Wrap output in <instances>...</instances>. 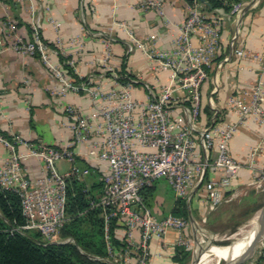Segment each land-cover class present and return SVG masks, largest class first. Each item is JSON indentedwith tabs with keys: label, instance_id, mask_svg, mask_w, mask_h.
I'll use <instances>...</instances> for the list:
<instances>
[{
	"label": "built area",
	"instance_id": "2783aa9c",
	"mask_svg": "<svg viewBox=\"0 0 264 264\" xmlns=\"http://www.w3.org/2000/svg\"><path fill=\"white\" fill-rule=\"evenodd\" d=\"M28 3L32 16V37L26 39L16 34V25L9 23L5 34L10 47L18 53L38 56L49 68L56 87L54 96L64 98L69 92H85L92 98L93 110L81 113L72 105H65L67 126L72 138L66 146L30 144L21 136L9 140L0 135L11 151V156L0 161V189L16 192L21 200L25 224L18 228L22 233L31 231L41 235L45 243H66L73 239L60 235L68 221L67 194L72 180L85 181L93 171V166L101 170L102 192L91 199V207L101 210L104 222V238L110 264H148L150 242L163 239L169 230L178 232L177 243L189 248L185 236L188 228L186 218L169 213L159 218L147 203L143 190L155 186L165 179L178 198H186L204 184L205 199L213 207L225 200V190L233 187L243 168V163L229 152L237 124L220 121L201 129L203 151L195 135L196 122L201 109V85L208 77L206 67L210 65L217 51L216 27L208 21L201 10V2L193 0L182 24L178 46L173 53L151 52L152 58L161 61L163 67L172 72L171 84L160 93L149 89L146 100L137 99L133 92L134 80L124 75L127 82H120L121 76L115 72L116 86L110 89L92 87L91 76L83 82H74L51 58L53 54L63 56V47L58 41L51 47L40 32L41 17L51 8L50 0H16ZM167 0H141L145 9L162 11ZM236 3L229 12L236 16L245 5ZM55 27L60 23L51 18ZM202 32V42L195 45L192 36ZM1 35V31H0ZM209 37V38H208ZM211 37V38H210ZM139 48L147 50L146 45L135 39ZM237 56H244V47L235 48ZM264 70L263 54L255 55ZM73 65L72 60L64 62ZM176 86V87H175ZM175 89L186 94L189 107L180 112L176 109L181 100L173 96ZM228 106L244 120L258 117L264 121V82L254 86L249 101L238 95L228 98ZM24 146L26 152L18 150ZM215 156L211 160L212 151ZM27 156H36L43 161V171L37 178L29 177L22 162ZM79 158L87 164H79ZM255 158L251 154L250 166ZM67 161L69 168L61 171L58 162ZM94 166V167H95ZM223 171L224 178L206 179L207 171ZM117 237V229H125V245L115 246L112 227ZM139 232L138 237L135 233ZM264 260V252L261 254Z\"/></svg>",
	"mask_w": 264,
	"mask_h": 264
},
{
	"label": "crops",
	"instance_id": "0c3cea01",
	"mask_svg": "<svg viewBox=\"0 0 264 264\" xmlns=\"http://www.w3.org/2000/svg\"><path fill=\"white\" fill-rule=\"evenodd\" d=\"M140 2L50 0V10L44 11L41 17L40 32L51 47L58 41L63 47V56L53 54L52 60L64 65V70L74 82H83L91 76V86L105 90L116 86L113 74L119 73L124 66V71L134 80L132 92L137 99L146 100L148 88L160 93L171 84L172 72L149 53L174 52L190 3L187 0H167L160 11L145 10ZM245 2L236 16L220 9L210 10L204 3L200 6L208 21L216 27L217 51L206 67L208 77L201 85V109L194 132L200 151H203L201 129L220 121L237 124L229 152L243 163V168L231 187H235L234 193L228 196L229 189L225 190L224 201L227 203L235 199L239 201L246 195L247 189L253 185L251 180L264 164V121L255 116L242 120L228 106V98L232 95L249 101L257 82H264L262 64L255 58L264 50V0ZM51 18L59 22L60 27L56 28ZM12 22L16 25V34L31 39L33 21L28 3L0 0V135L9 140L21 136L35 146H66L72 138V131L67 126L64 106L72 105L81 113L88 114L93 110L92 98L85 92H69L64 98L54 96L55 81L42 59L18 53L10 47L5 30ZM192 38L195 45L200 44L202 32L195 33ZM135 39L142 41L147 50L139 48ZM241 47L245 48L246 54L237 56L234 49ZM68 60L74 64L66 66L64 62ZM173 96L181 100L177 110L183 112L185 107H189L183 90L175 89ZM18 150L26 152L24 146H19ZM11 154L12 151L0 141V161L8 159ZM214 156L215 150L211 160ZM78 160L81 165L88 163L84 158ZM22 166L31 178H37L43 171V161L36 156L24 158ZM58 166L61 171L69 168L66 161H60ZM94 166L91 175L100 179L102 166ZM224 177L223 171L214 173L211 169L206 175L208 180ZM178 199L186 200L189 213L197 212L199 203L205 200L204 184L198 185L186 198H178L168 182L160 179L155 183L149 205L154 214L162 218L173 212ZM255 229L242 233L241 237L249 236ZM116 233L121 242L125 241L124 228H118ZM139 235V232L135 233L136 237ZM177 236L176 230H169L163 239H153L148 264H179L175 260L177 247H180ZM263 252L264 246L259 242L245 255L242 264H264ZM225 256H230L231 262L239 253L224 254L220 262Z\"/></svg>",
	"mask_w": 264,
	"mask_h": 264
},
{
	"label": "trees",
	"instance_id": "16d2710c",
	"mask_svg": "<svg viewBox=\"0 0 264 264\" xmlns=\"http://www.w3.org/2000/svg\"><path fill=\"white\" fill-rule=\"evenodd\" d=\"M187 1L193 2V0ZM198 1L204 3L210 10L220 9L230 12L234 4L245 0ZM118 74L123 76L118 79L122 83L128 81L124 75L132 78L124 71V66ZM102 187L101 180L94 182L91 186L79 180H72L69 183L68 221L60 235L63 238L70 237L73 241L66 243H45L37 232L19 231L18 228L25 224L20 197L13 190L0 189V264H110L104 260L108 253L104 238V222L100 216L101 210L92 208L90 204L91 199L102 192ZM154 189L155 186H152L143 190L148 204ZM247 195L241 197L236 203ZM172 213L188 218L189 210L186 200L178 199ZM238 226L239 224L230 231H236ZM114 228L115 225L112 227L113 244L125 245L114 235ZM191 254L190 248L177 247L175 260L179 264H187L191 260Z\"/></svg>",
	"mask_w": 264,
	"mask_h": 264
},
{
	"label": "rangeland",
	"instance_id": "374dc122",
	"mask_svg": "<svg viewBox=\"0 0 264 264\" xmlns=\"http://www.w3.org/2000/svg\"><path fill=\"white\" fill-rule=\"evenodd\" d=\"M67 164L69 165L68 162ZM96 181H100V179H98L95 175H90L89 177L86 178L84 182L87 183L88 186H91ZM250 184L253 185L252 187L250 185V188L247 189L246 194L248 195L245 196L239 203H236V199L233 200L231 203H227L226 201L223 200L215 204L213 207H209L210 203L205 199L199 203V209L197 210V212L191 213L192 212L191 211L189 213L188 218H186L189 224L187 230L185 231V236L190 243L189 248L192 250V254H191V260L187 264H192L194 250L200 246L201 247L207 246L210 240L213 241L214 243L216 242L231 243L235 239L239 238V236H237L236 233H238L240 230H237L236 233L231 234L229 233L230 229H232L238 224L240 225L241 222L242 223L247 222L251 218H254L255 215L260 212V209L258 210L256 209L264 205V164L262 165L261 170L257 172L253 180H251ZM258 190H260V192ZM234 191H235V187L229 188L228 196H231L234 193ZM97 195L99 194L97 193L96 196ZM222 233H226V234L229 233V235H221ZM203 234H205L206 236ZM203 239L206 241L202 242ZM261 242H262V246H264L263 245L264 239ZM201 243L203 245H201ZM209 252H211V250ZM209 254L211 253H208L207 255ZM212 257L213 256H209L207 260L205 261L202 260L201 264H209L212 260ZM230 259H231L230 256H225L222 258L220 264H230L229 263ZM234 264H242V263H234Z\"/></svg>",
	"mask_w": 264,
	"mask_h": 264
},
{
	"label": "water",
	"instance_id": "95a60500",
	"mask_svg": "<svg viewBox=\"0 0 264 264\" xmlns=\"http://www.w3.org/2000/svg\"><path fill=\"white\" fill-rule=\"evenodd\" d=\"M201 184H199L200 186ZM236 231H230L231 234L236 233ZM264 239V205L260 208V215L258 219V225L255 231L253 232V237L249 241V243L242 249V251L239 253L238 258L232 260L229 262L230 264L234 263H243L245 260V255L252 250L259 242H261ZM236 240V239H235ZM235 240L230 242H216L210 240L209 244L205 247H198L194 250L192 264H196L199 260V256L208 250H210L212 247H230V250L228 251V255H233L235 252V248L237 246V243H235Z\"/></svg>",
	"mask_w": 264,
	"mask_h": 264
},
{
	"label": "bare ground",
	"instance_id": "6f19581e",
	"mask_svg": "<svg viewBox=\"0 0 264 264\" xmlns=\"http://www.w3.org/2000/svg\"><path fill=\"white\" fill-rule=\"evenodd\" d=\"M259 215H260V212L258 213V214H256L255 215V217L254 218H252V219H250V220H248L247 222H245V223H242V224H240L238 227H237V230H240L238 233H236V235L237 236H239V238H237L236 240H235V243H237V246H236V248H235V252H234V254H237V253H240L241 251H242V249L249 243V241L252 239V237H253V232L255 231H253L252 232V234H250L249 236H247V237H245V238H242L241 237V234L242 233H244V232H246V231H249V230H253V229H255L256 227H257V225H258V219H259ZM229 233H230V231H229ZM229 233H222L221 235H229ZM206 234H208V233H206ZM203 235H205V234H203ZM220 235V234H219ZM218 235V236H219ZM202 236V235H201ZM206 236V235H205ZM211 238V237H210ZM204 239H205V237H204ZM203 239V241L202 242H204V241H206V240H204ZM206 239H207V237H206ZM201 245H203L202 243H201ZM208 245V244H207ZM213 248V249H212ZM210 250H211V252H209L210 250H208L207 252H205V253H203V254H201L200 256H199V260L197 261V263L196 264H201V261L203 260V261H205V260H207L208 258H209V256H214L213 257V259L211 260V262L209 263V264H214V263H218L219 264V262H220V259H221V256H223L224 254H228V251L230 250V247H212ZM208 253H211V254H209V255H207Z\"/></svg>",
	"mask_w": 264,
	"mask_h": 264
}]
</instances>
